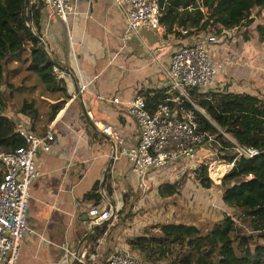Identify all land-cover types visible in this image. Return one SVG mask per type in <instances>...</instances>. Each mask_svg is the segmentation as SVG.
I'll return each instance as SVG.
<instances>
[{
  "label": "crops",
  "instance_id": "obj_1",
  "mask_svg": "<svg viewBox=\"0 0 264 264\" xmlns=\"http://www.w3.org/2000/svg\"><path fill=\"white\" fill-rule=\"evenodd\" d=\"M254 13L251 14L253 22L246 28L240 25L223 30L220 35L209 30L187 35L174 27L181 33L177 35L173 31L166 32L159 24L156 29H140L123 46L122 16L111 0H76L75 13L67 17L66 25L56 16L47 17L44 6L40 9L39 37L54 62L68 71V74L61 71L59 79L63 88L58 89L64 93L58 89L48 91L33 73L25 70L24 64L8 58L3 63L0 84L6 102L3 115L14 122L15 129L26 125L32 132L41 134L48 124L45 121L50 104L63 99L64 95L67 98L50 121L56 143L34 158L39 174L27 188L26 225L30 230L23 233L13 264H70L61 245L73 251L87 248V235L94 229L86 215L92 200L84 199V195L94 185L101 197L100 206L127 211L135 198L133 193H142L150 187L156 194L161 181L170 182L168 179L157 182V178L165 172L171 174L179 167L178 163L169 164L165 169L149 170L140 181L130 172L125 157L118 150L120 146L134 144L138 138L136 122L126 113L125 103L139 91L150 94L161 90L166 94L165 71L171 52L178 46L213 36V41H205L208 56L223 59L224 64L207 89L247 92L264 99V47L257 42L255 32L256 25L264 24V13ZM243 29L245 33L241 34ZM81 82L87 86L80 90L77 98ZM40 87L49 95L43 91L37 93ZM113 98L118 102H112ZM23 100L33 103L37 110L35 119L18 112ZM96 124L105 126L107 133L98 131ZM193 186L196 187L194 181ZM216 191L219 198V189ZM112 224L114 221L103 232L104 241L99 250L93 246L95 263L103 261L108 253L106 249L112 243L108 232Z\"/></svg>",
  "mask_w": 264,
  "mask_h": 264
},
{
  "label": "trees",
  "instance_id": "obj_2",
  "mask_svg": "<svg viewBox=\"0 0 264 264\" xmlns=\"http://www.w3.org/2000/svg\"><path fill=\"white\" fill-rule=\"evenodd\" d=\"M158 6V23L166 32L177 35L181 33L174 27L186 29L187 35L208 30L220 35L221 31L240 25L246 28L253 22V12L254 15L264 13V0H159ZM42 7L40 0H28L26 7L24 0H0V84L3 63L13 58L24 64L25 70L33 73L48 91L63 88L62 81L55 79L51 70L54 59L36 40L41 33L38 20ZM255 32L257 42L264 47V24L256 25ZM163 92H138L149 113L165 99L167 95ZM186 93L195 107L180 97L178 103L168 101L170 109L177 116L180 110H191L196 131L212 136L208 145L214 152L213 158L231 163L216 184L207 176L205 164L191 169V178L196 187H217L220 202L228 211L221 212L205 231L185 222H159L128 238L126 245L147 264H264V99L247 92L222 89L203 91L192 87ZM63 99L50 104L45 123L58 113L65 102ZM5 103L0 92V152L11 151L23 143L15 132L14 122L3 115ZM18 112L33 119L37 116L31 101L23 100ZM235 146L256 153L246 158L237 155ZM1 173L0 167V180ZM180 183L176 179L161 181L156 195L171 198L180 192ZM100 198L96 185L84 195V199L92 200V206L107 209V205L100 206ZM130 207L129 204L127 211L113 208L111 218L87 235L88 252L93 251L108 224L130 220Z\"/></svg>",
  "mask_w": 264,
  "mask_h": 264
},
{
  "label": "built area",
  "instance_id": "obj_3",
  "mask_svg": "<svg viewBox=\"0 0 264 264\" xmlns=\"http://www.w3.org/2000/svg\"><path fill=\"white\" fill-rule=\"evenodd\" d=\"M40 1L47 9V17L56 16L65 25L67 17L75 13L76 0ZM158 1L111 0V4L122 16L121 41L123 46H126V42L132 36H136L140 29H156L159 26ZM181 32L185 34L186 29H181ZM213 40V36H207L206 40L180 45L171 52L165 71L167 96L156 104L151 113L146 110L144 98L139 93L125 103L126 113L136 122L138 138L132 145L120 146L118 153L125 157L130 172L140 181L146 178L149 170L162 169L179 161L189 162V164L195 162L198 151L202 147L210 152L208 144L212 141V136L196 131L192 111L180 110L177 116L170 109L168 101L178 103L179 98L183 97L190 102L186 93L188 88L196 87L199 90H205L214 83L216 73L224 64V60H214L208 56L205 41L207 43ZM51 70L55 79L59 80L62 77L61 71L56 66L52 65ZM86 86L87 83L81 82L77 93L85 90ZM111 101L118 102L116 98ZM96 127L101 133H107L105 126L96 124ZM15 132L22 138L23 143L11 151L0 152L2 172L0 180V264L14 263L22 235L30 230L26 225L27 188L30 181L39 174L34 158L38 153L47 152L57 141L51 122L46 125L41 134L32 132L26 125H18ZM234 151L237 155L246 158L256 153L255 150L238 146L234 147ZM222 164L225 170L221 171V174L231 167V163ZM112 214L113 211L109 206L107 209H98L91 205L86 210L92 226L108 221ZM262 224L264 228V220ZM103 241L104 236L101 235L94 245L96 251L99 250ZM61 247L70 260L73 259L79 264H147L137 256L130 254L124 244H121L120 248L109 251L103 257V261L96 263L95 253L88 252L85 247L75 251L65 245Z\"/></svg>",
  "mask_w": 264,
  "mask_h": 264
},
{
  "label": "rangeland",
  "instance_id": "obj_4",
  "mask_svg": "<svg viewBox=\"0 0 264 264\" xmlns=\"http://www.w3.org/2000/svg\"><path fill=\"white\" fill-rule=\"evenodd\" d=\"M41 91L49 95V92L42 89V87L37 90V93ZM201 150L195 162L189 164V162L179 161V167L174 168L171 174L165 172L157 178V182L161 179L179 180L182 190L178 195L171 198H160L153 191H150V187L142 193L139 191L133 193L135 198L132 196L134 199L131 200V218L130 220L116 222L109 230L108 235L110 237L108 240L112 243L106 249L108 252L114 248H120L121 244L125 245L128 238L141 233L143 228H147L152 224L159 222H193L201 231H205L221 216V212L228 211L218 198L217 187L212 186L209 189H201L193 186L191 169L199 164H205L208 177L214 184L219 182V178L223 174H221V171L225 170L222 162L213 158V150L209 149L210 152H208L205 151L204 147ZM193 165L195 166L193 167ZM216 172L221 175L218 174L219 176L216 177ZM126 249L130 254L139 258V255L130 251L127 245Z\"/></svg>",
  "mask_w": 264,
  "mask_h": 264
},
{
  "label": "water",
  "instance_id": "obj_5",
  "mask_svg": "<svg viewBox=\"0 0 264 264\" xmlns=\"http://www.w3.org/2000/svg\"><path fill=\"white\" fill-rule=\"evenodd\" d=\"M27 4H28V0H24V7H26ZM36 40L38 41V43H39L42 47H44V42H43L42 38H40L39 36H36ZM53 65L56 66L60 71H63L64 73L68 74V71H67L65 68H62V67L58 66L57 63L54 62ZM76 94H77V98H79L80 95L77 93V91H76ZM80 108H81V111H82V114H83L85 120H87L88 118H87V116H86V111H85L84 107H83L81 104H80ZM88 123H89V122H88ZM89 124H90V123H89ZM111 157H112V156H111ZM108 162H109V163L111 162V158H109ZM107 169H108V168H106V170H107ZM105 172H106V171H105ZM111 209H112V211H113V206H111ZM83 217H86L85 214L83 215ZM103 222H104V221H103ZM103 222H101V223H99V224H96V225L92 226V229H95L97 226H99V225L102 224ZM70 264H74V260H73V259L71 260V263H70Z\"/></svg>",
  "mask_w": 264,
  "mask_h": 264
},
{
  "label": "bare ground",
  "instance_id": "obj_6",
  "mask_svg": "<svg viewBox=\"0 0 264 264\" xmlns=\"http://www.w3.org/2000/svg\"><path fill=\"white\" fill-rule=\"evenodd\" d=\"M210 173H211V172H210ZM218 174H219V173H217V174H216V177H218V176H219Z\"/></svg>",
  "mask_w": 264,
  "mask_h": 264
}]
</instances>
